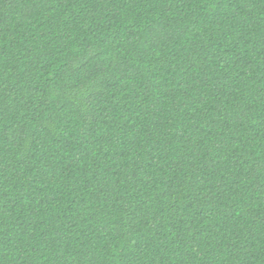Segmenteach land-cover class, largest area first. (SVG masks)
Returning <instances> with one entry per match:
<instances>
[{"label": "trees", "instance_id": "1", "mask_svg": "<svg viewBox=\"0 0 264 264\" xmlns=\"http://www.w3.org/2000/svg\"><path fill=\"white\" fill-rule=\"evenodd\" d=\"M0 264H264V0H0Z\"/></svg>", "mask_w": 264, "mask_h": 264}]
</instances>
